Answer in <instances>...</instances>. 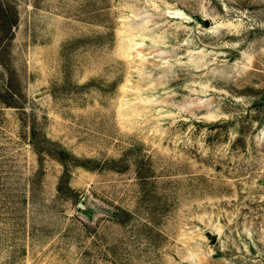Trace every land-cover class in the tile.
I'll return each instance as SVG.
<instances>
[{
  "label": "rangeland",
  "instance_id": "1",
  "mask_svg": "<svg viewBox=\"0 0 264 264\" xmlns=\"http://www.w3.org/2000/svg\"><path fill=\"white\" fill-rule=\"evenodd\" d=\"M0 264H264V0H0Z\"/></svg>",
  "mask_w": 264,
  "mask_h": 264
},
{
  "label": "trees",
  "instance_id": "2",
  "mask_svg": "<svg viewBox=\"0 0 264 264\" xmlns=\"http://www.w3.org/2000/svg\"><path fill=\"white\" fill-rule=\"evenodd\" d=\"M64 155H66V151L62 152ZM74 159H77L75 156H72ZM77 161V160H76ZM62 163L64 165V168H65V172H64V175L62 176L61 178V183L65 180L66 176L68 175V162L62 160ZM76 165H78V162H74ZM73 165V164H72ZM60 188H61V185H60Z\"/></svg>",
  "mask_w": 264,
  "mask_h": 264
},
{
  "label": "water",
  "instance_id": "3",
  "mask_svg": "<svg viewBox=\"0 0 264 264\" xmlns=\"http://www.w3.org/2000/svg\"><path fill=\"white\" fill-rule=\"evenodd\" d=\"M86 199V195L82 197V199L80 200V202L78 203V207L80 208H84V204L83 201Z\"/></svg>",
  "mask_w": 264,
  "mask_h": 264
}]
</instances>
